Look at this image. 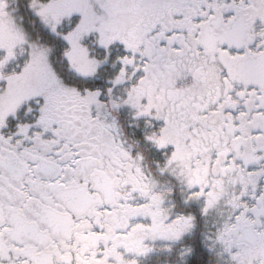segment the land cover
<instances>
[{
    "label": "snow or ice",
    "instance_id": "snow-or-ice-1",
    "mask_svg": "<svg viewBox=\"0 0 264 264\" xmlns=\"http://www.w3.org/2000/svg\"><path fill=\"white\" fill-rule=\"evenodd\" d=\"M0 264H264V0H0Z\"/></svg>",
    "mask_w": 264,
    "mask_h": 264
}]
</instances>
